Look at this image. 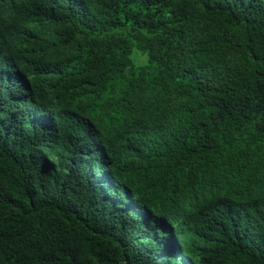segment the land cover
<instances>
[{
    "label": "trees",
    "instance_id": "trees-1",
    "mask_svg": "<svg viewBox=\"0 0 264 264\" xmlns=\"http://www.w3.org/2000/svg\"><path fill=\"white\" fill-rule=\"evenodd\" d=\"M71 2L78 32L57 34L58 0H0V31L25 26L0 56L60 124L44 145L50 133L35 142L0 124L3 251L17 264H162L172 235L151 229L168 203L203 218L180 234L227 237L264 264V0ZM100 124L106 165L79 129Z\"/></svg>",
    "mask_w": 264,
    "mask_h": 264
},
{
    "label": "clouds",
    "instance_id": "clouds-1",
    "mask_svg": "<svg viewBox=\"0 0 264 264\" xmlns=\"http://www.w3.org/2000/svg\"><path fill=\"white\" fill-rule=\"evenodd\" d=\"M68 1V2H67ZM62 8L63 15L60 20L52 26L57 34H70L78 32L74 30V26L79 17L75 14L74 3L71 0H58ZM23 25L12 26L4 31H0V43H7L12 40L16 41L21 36ZM41 36L52 40L50 30L44 33L39 30ZM45 34V35H44ZM40 95L37 93L36 87L30 81V78L23 73L19 66L12 60L11 55L8 57L0 56V124L4 126V120L9 121V128L5 131H14L20 133L27 131L37 140V135L50 133L52 136H45L44 142L50 140L51 137L60 133L58 127L60 124L55 121L57 115L46 106L40 103ZM127 124H125L126 126ZM124 126V127H125ZM124 127H122L124 129ZM82 134L87 137L88 149L93 157L104 163H110L112 160L110 155V146L107 142L105 129L100 124L98 129L90 130L81 128ZM49 144V143H48ZM46 144V145H48ZM45 145V146H46ZM136 151V149H135ZM133 152L131 156L124 160L122 171L124 174L134 173L135 159L139 154ZM136 157V158H135ZM135 158V159H134ZM113 161V160H112ZM106 162V163H105ZM240 206V205H239ZM235 207V206H234ZM221 219L227 222H233L235 218L232 216L233 208ZM154 214L157 216L158 224L156 229H151L154 235L163 233L169 228L172 238L168 242V247L163 248L162 264H249L248 259L251 253L243 247H233L229 245L227 237H222L226 240L220 243L222 238H205L199 240L188 234L189 238H185L184 234H180L182 227L188 231H194L201 227L203 218L195 210L181 211L176 206L170 204L159 205ZM175 216V217H172ZM172 218V222L169 218ZM40 229L37 226L35 230ZM195 229V230H196ZM178 234H176L177 232ZM187 231V233H188ZM40 247L43 251L44 262L47 261L45 249L48 248L45 242L39 238ZM254 262V261H253ZM0 264H17L16 258L3 251L0 244Z\"/></svg>",
    "mask_w": 264,
    "mask_h": 264
},
{
    "label": "bare ground",
    "instance_id": "bare-ground-1",
    "mask_svg": "<svg viewBox=\"0 0 264 264\" xmlns=\"http://www.w3.org/2000/svg\"><path fill=\"white\" fill-rule=\"evenodd\" d=\"M56 119H57V118H56ZM62 133H63V132H62ZM70 133H71V132H70ZM70 133H69V134H70ZM68 136H69V135H68ZM63 137H64V135H63ZM73 139H74V138H73ZM84 145H85V144H84ZM79 147H80V146H79ZM87 148H88V147H87ZM82 150H83V149H82ZM116 157H117V156H116ZM111 158L113 159V157H111ZM121 160H122V159H121ZM94 163H96V162H94ZM108 165H109V164H108ZM103 168H104V167H103ZM102 170H103V169H102ZM95 171H97V170H95ZM100 171H101V170H100ZM222 191H224V190H222ZM219 193H220V192H219ZM223 193H224V192H223ZM221 194H222V193H221ZM228 198H229V197H228ZM238 198H240V197L238 196ZM225 199H226V198H225ZM238 200H239V199H238ZM251 200H252V199H251ZM251 200H250V201H251ZM255 200H256V199H254L253 201H255ZM258 200H259V199H258ZM261 200H262V199H261ZM227 201H228V200H227ZM259 201H260V200H259ZM228 202H229V201H228ZM260 202H261V201H260ZM254 203H255V202H254ZM256 203H257V202H256ZM103 204H104V203H103ZM230 204H231V202H230ZM232 204H233V202H232ZM232 204H231V205H232ZM228 205H229V204H228ZM235 205H236V203H235ZM247 205H248V204H247ZM107 206H109V205H107ZM107 206H106V207H107ZM233 206H234V205H233ZM244 206H246V205H244ZM251 206H252V205H251ZM106 207H104V208H106ZM249 207H250V206H249ZM252 207H253V206H252ZM101 209H102V208H101ZM253 209H254V208H253ZM108 210H109V209H108ZM246 210H247V206H246ZM104 211H105V210H104ZM110 211H111V210H110ZM110 211H109V212H110ZM252 211H253V210H252ZM252 211H251V212H252ZM102 212H103V210H102ZM253 213H255V212L253 211ZM102 214H103V213H102ZM106 214H107V213H106ZM236 214H237V213H236ZM104 215H105V214H104ZM105 216H106V215H105ZM108 216H109V215H108ZM110 217H111V216H110ZM113 217H114V216H113ZM248 217H249V215H248ZM100 218H102V216H101ZM106 218H107V216H106ZM114 218H115V217H114ZM254 218H255V216H254ZM256 218H257V217H256ZM107 219H109V218H107ZM97 220H98V218L96 219V221H97ZM104 220H105V218H104ZM113 220H114V219H112V221H113ZM248 220H249V219H248ZM99 221H100V219H99ZM99 221H98V222H99ZM108 221H109V220H108ZM112 221H110V222H112ZM249 221H250V220H249ZM254 221H255V220H254ZM254 221L252 220V222H254ZM98 222H96V223H98ZM103 222H104V221H103ZM243 222H244V221H243ZM99 223H101V222H99ZM99 223H98V225H99ZM115 223H116V220H115ZM227 223H228V222H227ZM257 223H258V222H257ZM102 224L104 225V223H102ZM102 224H101V225H102ZM106 224H107V223H106ZM111 224H112V223H111ZM113 224H114V223H113ZM116 224H117V223H116ZM228 224H229V223H228ZM238 224H239V223H238ZM249 224H250V223H249ZM249 224H248V225H249ZM259 224H260V223H259ZM263 224H264V223H263ZM98 225H97V226H98ZM101 225H99V226H101ZM255 225H256V224H255ZM108 226H109V224H108ZM108 226H106V227H108ZM226 226H227V225H226ZM261 226H262V225H261ZM102 227H103V226H102ZM106 227L104 226V228H106ZM112 227H113V226H112ZM117 227H118V226H117ZM255 227H256V226H255ZM262 227H264V226H262ZM118 228H119V227H118ZM229 228H230V227H229ZM119 229H120V228H119ZM231 229H232V228H231ZM116 230H117V229H116ZM204 230H205V229H204ZM236 230H237V229H236ZM112 231H113V230H112ZM121 231H122V230H121ZM115 232H116V231H115ZM129 232H130V231H129ZM206 232H207V231H206ZM116 233H118V232H116ZM120 233H121V232H120ZM120 233H119V234H120ZM140 233H141V230H140ZM228 233H229V232H228ZM128 234H129V233H128ZM207 234H208V233H207ZM212 234H213V231H212ZM116 235H117V234H116ZM124 235H125V234H124ZM238 235H239V234H238ZM240 236H241V235H240ZM204 237H205V236H204ZM210 237H212V236H210ZM238 237H239V236H238ZM233 238H234V237H233ZM233 238H232V239H233ZM127 239H128V238H127ZM140 239H141V238H140ZM200 239H201V237H200ZM229 239H230V237H229ZM138 240H139V237H138ZM138 240H136V241H138ZM143 240H146V239H143ZM233 240H234V239H233ZM132 241H133V240H132ZM139 241L141 242V240H139ZM142 242H144V241H142ZM220 242H221V241H220ZM231 242H232V241H231ZM233 242H234V241H233ZM131 243H132V242H131ZM138 243H139V242H138ZM236 243H237V242H236ZM230 244H231V243H230ZM137 245H138V244H137ZM144 245H145V244H144ZM144 245H143V247H144ZM218 245H219V244H218ZM141 246H142V244H141ZM231 246H233V245H231ZM235 246H236V245H235ZM137 247H138V246H137ZM143 247H142V248H143ZM139 248H140V246H139ZM146 248H147V246H146ZM136 249H137V248H136ZM140 249H141V248H140ZM137 251H138V249H137ZM160 252H161V251H160ZM134 253H135V252H134ZM141 253H142V252H141ZM141 253L138 254V255H141ZM157 253H158V252H157ZM162 253H163V252H162ZM162 253H161V255H162ZM135 254H137V252H136ZM153 254H154V250H153ZM133 255H134V254H133ZM133 257H134V256H133ZM135 257H137V256H135ZM138 257H139V256H138ZM138 257H137V258H138ZM150 257H151V256H150ZM150 257H149L147 260H149ZM152 257L155 258V256H152ZM152 257H151V258H152ZM153 258H152V259H153ZM156 259H157V258H156ZM129 260H130V259H129ZM132 260H133V259H132ZM158 260H159V259H158ZM152 261H153V260H152ZM161 261H163V260H161ZM139 262H140V261H139ZM149 262H150V261H149ZM154 262H155V260H154ZM135 263L137 264V262H135ZM150 263H152V262H150ZM150 263H148V264H150Z\"/></svg>",
    "mask_w": 264,
    "mask_h": 264
},
{
    "label": "rangeland",
    "instance_id": "rangeland-1",
    "mask_svg": "<svg viewBox=\"0 0 264 264\" xmlns=\"http://www.w3.org/2000/svg\"><path fill=\"white\" fill-rule=\"evenodd\" d=\"M184 236H185V238H187V240H188V238H189L188 233H187V234H184Z\"/></svg>",
    "mask_w": 264,
    "mask_h": 264
}]
</instances>
